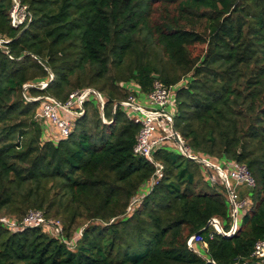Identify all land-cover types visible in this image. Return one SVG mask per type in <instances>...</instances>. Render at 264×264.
<instances>
[{
	"label": "trees",
	"instance_id": "obj_1",
	"mask_svg": "<svg viewBox=\"0 0 264 264\" xmlns=\"http://www.w3.org/2000/svg\"><path fill=\"white\" fill-rule=\"evenodd\" d=\"M20 2L32 21L17 28L14 1L0 0V38L11 40L8 52L0 48V217L20 221L35 209L60 220L67 238L85 229L73 249L47 228L0 227V264L251 260L264 239V0ZM42 81L46 90L25 91ZM157 81L173 88L170 113L186 145L217 163L246 164L256 180L233 237L210 226L189 246L213 218L225 232L232 218L224 185L173 142L155 151L163 176L147 190L156 168L134 153L141 125L114 106ZM89 88L106 97L113 123L89 101L68 139H46L42 102L26 97L65 103Z\"/></svg>",
	"mask_w": 264,
	"mask_h": 264
},
{
	"label": "built area",
	"instance_id": "obj_2",
	"mask_svg": "<svg viewBox=\"0 0 264 264\" xmlns=\"http://www.w3.org/2000/svg\"><path fill=\"white\" fill-rule=\"evenodd\" d=\"M14 6L11 11L12 25L20 27L32 21V15L29 13L27 6L21 4L20 0H13ZM11 40L0 38V48L7 51L4 46L9 44ZM49 81H42L37 84L25 85V91L30 87L46 90ZM173 88L165 86L162 82L157 81L154 85V90L144 97L130 96L128 99L115 104L114 113L118 106H121L130 120L141 125L140 132L137 137V142L134 147V153L137 156H142L148 159L156 168V173L152 181L148 184L147 190L151 191L157 180L162 178L164 166L159 161L155 160L154 154L165 142H173L179 151L189 159L196 161L202 159L206 161L205 166L208 176L212 184L221 183L224 185L227 195L230 214L232 218L231 229L228 232L220 231L221 222L217 218L213 220L219 222V226L214 223L212 226L216 231L224 237H233L239 230L240 223L244 211L249 206L247 195L241 197L238 187L247 185L250 190L255 188L256 180L246 164L222 160L217 163L207 156L195 154L185 143L181 134L174 129V119L170 113V102L172 100ZM94 97L102 112V120L105 124H110L111 121L105 116V96L96 89H83L73 92L68 101L65 103L59 102L49 95H40L37 97H26L30 102H42L38 119L43 122L50 123L59 134L60 138L68 139L74 131L75 121L85 115V104ZM180 141V143L177 141ZM145 194H143L144 196ZM143 196L134 198L129 206L128 212H132L135 206L142 200ZM0 227L8 229L27 228H47L59 236L63 242L73 249L77 246L78 239L83 237L84 227L80 232L75 233L77 236L76 244L73 246V237L67 238L64 235V227L60 220L47 217L45 212L41 210H30L22 220L13 221L8 217H0ZM222 227V226H221ZM74 236V235H73ZM264 264V239L259 240L254 247L251 255V260L246 264Z\"/></svg>",
	"mask_w": 264,
	"mask_h": 264
},
{
	"label": "rangeland",
	"instance_id": "obj_3",
	"mask_svg": "<svg viewBox=\"0 0 264 264\" xmlns=\"http://www.w3.org/2000/svg\"><path fill=\"white\" fill-rule=\"evenodd\" d=\"M204 50H206V46H198L197 48H196V51L198 52V53H202ZM48 82V81H47ZM124 86V88H126V86L125 85H123ZM122 86V87H123ZM89 89H94V88H89ZM105 99H106V97H105ZM90 101H92L96 106H99V104H98V102H97V100L94 98V97H91L90 98ZM106 102H107V99H106ZM111 121V120H110ZM113 123V121H111V123L110 124H112ZM238 189V191H239V194L241 195V197H244V196H246V194H247V192H249V191H251L250 190V188L247 186V185H244V186H240V187H238L237 188ZM114 221V220H113ZM112 221V222H113ZM81 228L83 229V226H81ZM80 228V229H81ZM80 229L76 232V233H78V232H80ZM81 229V230H82ZM76 238H77V236L76 235H74L73 236V246L76 244ZM76 240V241H75ZM192 247L193 248H196V247H194V245H193V243H192ZM76 248V247H75ZM74 248V249H75ZM199 249L203 252V253H205V249L203 248V247H201L200 245H199Z\"/></svg>",
	"mask_w": 264,
	"mask_h": 264
},
{
	"label": "water",
	"instance_id": "obj_4",
	"mask_svg": "<svg viewBox=\"0 0 264 264\" xmlns=\"http://www.w3.org/2000/svg\"><path fill=\"white\" fill-rule=\"evenodd\" d=\"M49 72H50V74H51L52 77H53V73H52L51 71H49ZM177 141L180 143V141H179L178 139H177ZM196 162H198V163H200V164H205V163H206V161H204V160H202V159H196ZM214 223H216V225L219 226V222H218V221H215V220H213V219L210 220L209 223H208V225H207L203 230L199 231L197 234H195V235L190 239V241H189V246L192 247V241H193L194 239H196L199 235H201L205 230H207V229H208L210 226H212ZM219 229H220V231H223L221 226H219ZM192 248H193V247H192ZM204 258L206 259V264H215L214 261L208 259L207 257L204 256Z\"/></svg>",
	"mask_w": 264,
	"mask_h": 264
},
{
	"label": "crops",
	"instance_id": "obj_5",
	"mask_svg": "<svg viewBox=\"0 0 264 264\" xmlns=\"http://www.w3.org/2000/svg\"><path fill=\"white\" fill-rule=\"evenodd\" d=\"M43 127L45 130V138L46 139H51V140H55L58 138V133L56 131V129L48 122H43ZM201 247H203L204 249H206V246H204V244L200 243L199 244ZM253 264V263H252Z\"/></svg>",
	"mask_w": 264,
	"mask_h": 264
},
{
	"label": "clouds",
	"instance_id": "obj_6",
	"mask_svg": "<svg viewBox=\"0 0 264 264\" xmlns=\"http://www.w3.org/2000/svg\"><path fill=\"white\" fill-rule=\"evenodd\" d=\"M192 243H193V241H192ZM206 257V256H205ZM216 264V263H215Z\"/></svg>",
	"mask_w": 264,
	"mask_h": 264
}]
</instances>
